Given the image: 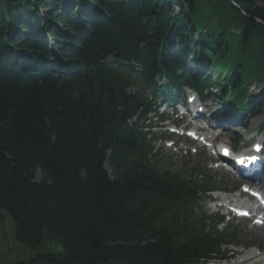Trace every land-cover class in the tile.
<instances>
[{"label": "trees", "instance_id": "trees-1", "mask_svg": "<svg viewBox=\"0 0 264 264\" xmlns=\"http://www.w3.org/2000/svg\"><path fill=\"white\" fill-rule=\"evenodd\" d=\"M214 77L264 108V0H0V222L33 262L201 264L236 238L207 230V186L161 170L128 124L148 93Z\"/></svg>", "mask_w": 264, "mask_h": 264}, {"label": "rangeland", "instance_id": "rangeland-1", "mask_svg": "<svg viewBox=\"0 0 264 264\" xmlns=\"http://www.w3.org/2000/svg\"><path fill=\"white\" fill-rule=\"evenodd\" d=\"M213 82L215 85L217 84L215 79ZM215 89L220 90L221 88L218 87ZM250 91L253 92V86H251ZM152 121L153 124L157 123L156 120L152 119ZM263 123L264 110L262 115L250 121L248 126L247 124H245L244 127H232L234 124L228 126V128L230 127L229 130H226V132L222 134V136L217 140V144L225 143L234 148L235 141H240V145L242 144L244 146L248 143V140L251 136L255 137L256 130L258 131L259 127L263 125ZM163 125L164 124L161 125L162 128ZM166 125L167 124L164 125L165 128L159 131L157 129L159 124H156L153 131V139H155L156 147L157 149L160 148L161 150L158 158V163L161 170L168 172L171 175L179 176L184 181L197 183L199 185H202L205 179L212 178L213 183H215L213 185V189L214 191L217 190L218 192H214L212 196L210 195L211 199L216 198L218 196L217 194H222L220 197L223 198L228 197L229 194L223 195V193H229L232 189H235L236 187L238 188L239 185L237 184L240 183V180L231 178L223 171L212 170L214 166L210 165L209 163L210 160L213 161L211 151L210 153L201 151L198 155H195V149L192 147V153L186 154V151H184V144H181L183 150L178 153H176V149L167 148V145L170 143V141L163 143L160 141L161 139L168 136V130L171 129ZM40 180L41 175L38 174L37 181ZM239 192L240 191H238V193ZM205 200L206 198L202 197V203L200 204V209L197 210V214L201 216L203 213H205L207 216L215 218L217 216L215 215L217 209L215 207L216 204H206ZM230 227L238 231V238L236 240H232L229 245L224 248V254L226 257H228V260L225 262H215L211 264H231L237 259V251L253 250L254 248H249L253 244L258 245L259 251L264 252V238L262 237L260 230H252L250 223L245 221H236L233 223H228L227 221V223L219 227V230L220 232H224ZM251 242L253 243L251 244ZM42 247V250L47 252L59 253L61 251V248L58 245L50 244L46 241L43 243ZM234 252H236L235 255H233ZM34 260L35 252L32 251L28 246L16 241L15 226L10 218L5 215V219L0 222V264H15L19 262H27L30 264H50L46 261L33 262Z\"/></svg>", "mask_w": 264, "mask_h": 264}, {"label": "bare ground", "instance_id": "bare-ground-1", "mask_svg": "<svg viewBox=\"0 0 264 264\" xmlns=\"http://www.w3.org/2000/svg\"><path fill=\"white\" fill-rule=\"evenodd\" d=\"M199 107L197 106L196 108L198 109ZM214 141L215 138L212 137L209 138L208 142L213 143ZM208 142L206 141V143ZM236 255H238V258L231 264H264V253H260L257 250L239 251Z\"/></svg>", "mask_w": 264, "mask_h": 264}, {"label": "snow or ice", "instance_id": "snow-or-ice-1", "mask_svg": "<svg viewBox=\"0 0 264 264\" xmlns=\"http://www.w3.org/2000/svg\"><path fill=\"white\" fill-rule=\"evenodd\" d=\"M257 150H259V146H257ZM252 159H255V157H252ZM241 163H243V161H241Z\"/></svg>", "mask_w": 264, "mask_h": 264}]
</instances>
